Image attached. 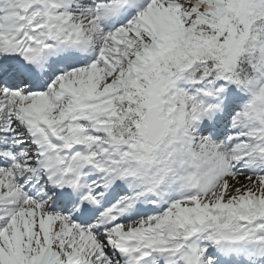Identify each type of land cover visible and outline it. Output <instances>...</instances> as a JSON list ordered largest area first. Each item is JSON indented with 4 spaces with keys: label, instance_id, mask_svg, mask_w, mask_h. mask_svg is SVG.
<instances>
[{
    "label": "snow or ice",
    "instance_id": "snow-or-ice-1",
    "mask_svg": "<svg viewBox=\"0 0 264 264\" xmlns=\"http://www.w3.org/2000/svg\"><path fill=\"white\" fill-rule=\"evenodd\" d=\"M0 264H264V0H0Z\"/></svg>",
    "mask_w": 264,
    "mask_h": 264
}]
</instances>
